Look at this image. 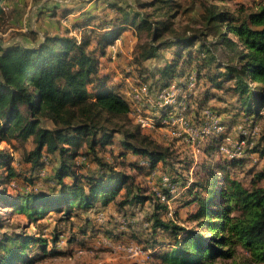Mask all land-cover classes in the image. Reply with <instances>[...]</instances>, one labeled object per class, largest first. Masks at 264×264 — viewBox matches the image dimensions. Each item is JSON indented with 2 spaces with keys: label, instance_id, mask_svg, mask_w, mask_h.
I'll return each mask as SVG.
<instances>
[{
  "label": "trees",
  "instance_id": "16d2710c",
  "mask_svg": "<svg viewBox=\"0 0 264 264\" xmlns=\"http://www.w3.org/2000/svg\"><path fill=\"white\" fill-rule=\"evenodd\" d=\"M5 1L0 0V21ZM216 2L200 3L198 26L183 30L174 25L181 9L177 0H135V4L114 0L108 3L112 16L87 12L72 18V26L82 28L80 38L34 32L28 41L0 43V142L31 137L32 147L24 159L34 173L45 164L51 166L50 174L42 179V184L49 185L47 189L12 193L9 186L0 187V205L24 215L28 223L16 222L7 229L0 220V264H33L48 254L73 252L69 247L56 249L65 232L58 226L53 227L50 238L26 230L30 223L43 226L40 220L50 212L68 226L71 219L81 217L76 232L66 237L67 246L81 247L89 235L110 233L94 218L82 216L98 204L112 202L117 211L126 214V204L152 201L157 212H166L167 205L157 196L134 191L132 176L115 168L114 162L124 165L122 158L128 154L145 158L150 169L160 162L166 171L168 166L175 173L182 170L177 173L186 187L181 205H194L186 217L193 222L190 226L161 218L156 211L144 217L150 222L149 234L133 237L153 250L155 259L163 264L226 260L230 262L222 264H264V185L259 183L264 179V127L257 138L241 137L245 140L241 156L218 151L229 122L242 116L240 122L253 129L264 118V0L256 9L240 6L236 12ZM126 31L138 37L131 60L140 78L138 84L145 83L151 91L171 84L185 89L183 113L193 124L200 121L205 106L218 116L223 130L207 137L202 147L209 159L175 158L169 145L157 143L150 131L132 124L122 84L111 80L105 61L111 45ZM143 32L146 40L140 41ZM218 48L223 58L216 53ZM158 58L160 62H153ZM192 75L195 82L188 89ZM225 94L234 99L229 102L230 121L220 118L219 108L210 102L226 101ZM42 119L50 120L52 126L41 125ZM115 134L120 137L118 142ZM111 144L117 145L116 153L109 150L113 160L96 155V148ZM4 154L0 150V166L7 171L0 184L2 179L6 184L14 173ZM79 156L95 162V168L79 163ZM257 161H263L260 170ZM127 165L144 169L136 160H128ZM244 170L250 178L240 176ZM168 179L178 185V177Z\"/></svg>",
  "mask_w": 264,
  "mask_h": 264
},
{
  "label": "rangeland",
  "instance_id": "374dc122",
  "mask_svg": "<svg viewBox=\"0 0 264 264\" xmlns=\"http://www.w3.org/2000/svg\"><path fill=\"white\" fill-rule=\"evenodd\" d=\"M114 0H6L2 7L4 10L3 17L0 21V43L2 44H11L15 41H28L31 39V36L35 32L38 35L43 33H63L68 35L76 36L80 38L82 34L81 27H73L72 26V18L74 16H78V14H84L90 12L91 14H98V16L108 17L112 16L113 10L108 6L109 2H113ZM116 1V0H115ZM132 4H135V0H131ZM181 4V9L179 14L174 18V25L180 30L190 27H197L198 24L196 22V17L200 11V3H211L216 2L214 0H177ZM263 0H226L224 3H217L219 7H224L229 9L230 11L236 12L237 8L240 6H244L246 9H256ZM55 8L56 10H53ZM149 9H147L148 11ZM70 11L66 15L64 12ZM68 30V32L66 31ZM140 41H145L146 36L145 33L140 34ZM232 37H234L232 35ZM137 35L135 33L127 32L123 39L116 40L115 44L111 46V52L109 58H105L107 66L111 67L113 70V80L123 83V87L121 88L126 96L129 99L131 106L130 118L132 119V124L136 123L132 110L134 106L137 105L141 112L144 114L151 115L155 108L157 107V100L159 98V92L162 88H158L155 91L147 90V93L143 95L141 101L137 103L134 99V94L136 90H139L140 85L138 81L140 80L138 74L133 70L132 67V57H133V48L137 41ZM216 53L223 56V52L220 48L216 50ZM156 62V61H155ZM133 70V71H132ZM150 82V78L148 79ZM262 116L264 115V110L261 111ZM203 116L201 115V119L199 122L195 123L198 128V135L194 136L193 142L191 140H186L183 138L186 133L174 134L176 131H180L177 126L173 128L175 130L172 132V129H147V131L151 132V137L161 145H169L171 150L173 151L174 157L177 156L178 159H188V160H198L200 162L209 159L206 153H203V149L205 146L206 136L204 131H202V122ZM241 123L238 126H247V124ZM41 125L51 127L52 123L48 119H42ZM237 127L235 130H237ZM264 127V118H261L258 124L254 127V133H252L249 126H247V136L257 138L259 131ZM238 134V133H237ZM236 135H232L233 139H236ZM115 142H118L119 135L115 134L114 136ZM119 146V145H118ZM32 140L29 137L27 140L25 139H15L13 137H9L7 141L3 140L0 142V150L5 152L6 162L9 163V166L14 170L13 177L8 178V182L5 184L2 179L1 186H9L8 190L12 193H15L16 190H33V189H47L48 184H42V179L51 172V166L45 164L41 171L38 173H34L33 168L31 167L30 162L24 159V155L31 149ZM109 150L111 152H115L117 150V145L111 144L104 148H96V155L101 157L103 160H113L109 154ZM253 159H256V155H252ZM129 158H133L130 154L129 156L122 158L124 161V165H121L119 162H114L115 168L117 170H122L126 174L132 176L133 180V188L134 191L137 189L145 192V194H156L153 192V187L158 190H162L163 179L162 172L160 169L161 163H159V169L156 170V173L153 175H147L145 170L142 169L138 171L136 169H132L127 165ZM176 158V157H175ZM119 158V160H122ZM77 161L79 163H87L86 165L95 168L96 163L90 160H83L82 157H77ZM85 162V163H84ZM1 164V163H0ZM263 161H257V170L262 169ZM178 163L174 164L175 168H180ZM249 164L246 165L247 168ZM179 170V169H178ZM168 173L170 177L177 178L178 174H181L182 170H179L177 173L169 166L167 167ZM6 169L4 166H0V178L6 176ZM240 173V176L245 175V179L250 178V174ZM183 176H186L183 172ZM168 178V176H166ZM180 177V176H179ZM181 180V177L178 178ZM10 182V183H9ZM28 182V183H26ZM260 184L264 185V179H262ZM179 184V183H178ZM124 189H122V192ZM176 193V192H175ZM154 197V199H156ZM113 204V203H112ZM143 207L138 205L129 204L126 207V214H123V211H115L114 215L109 214L101 210V212L105 215V221L100 224L102 228L108 230L110 233H101L93 234V237L89 239L88 245H84L83 247L79 245H74L73 252L71 254H48L43 256L42 258L36 260L33 264H163L160 260L155 259L153 256L149 257H129L126 252H124L119 247H105L103 244L104 241H100L102 238H109L111 240H118L115 233V229L118 228L120 219L126 218L128 221L125 226L130 225L132 222H137L138 224V234H140L139 230L148 228L149 225H144V217L148 215H152L154 211H156L155 206L152 201H146L143 204ZM114 206V205H112ZM170 206L172 208V217L168 216L167 212L164 210L156 211L157 214L166 220L170 218H174V220L181 224L190 226L193 224L192 221L187 220V214L189 211L187 210L192 208L191 205L183 206L177 204L174 206L170 199ZM182 209V210H179ZM10 207H4L0 205V217L1 222L5 225V228L12 227L11 224L19 222L23 224H28L26 218L22 214H16ZM92 214V209H90ZM174 210H176V214L174 215ZM51 214V215H49ZM58 214L54 212L48 213V215L41 219L40 222H43L44 225L40 228L35 223H30L26 228L28 232H40L44 234L47 238H50V232L52 231L54 226H58L60 229H64V234L59 236V239L66 238L69 232H76L78 224L81 223V217H74L72 220V224L68 226L67 224H63L56 220ZM83 216V215H82ZM135 217V221H129ZM137 220V221H136ZM131 223V224H132ZM146 226V227H145ZM125 235L124 238L127 240L131 239L130 229H124ZM148 234L150 231H147ZM146 232V234H147ZM146 236V235H145ZM90 237V235L88 236ZM61 238V239H62ZM164 238V236H161ZM64 240V239H63ZM98 240V241H97ZM125 240V239H124ZM125 240V241H127ZM135 241V240H134ZM139 243V242H138ZM123 244V243H121ZM140 244L144 246L143 243ZM50 245V244H49ZM57 248V247H56ZM66 248L65 244L61 245L59 250H63ZM49 249V248H48ZM34 254L39 252V250L33 249ZM228 263L230 261H219L215 264Z\"/></svg>",
  "mask_w": 264,
  "mask_h": 264
},
{
  "label": "built area",
  "instance_id": "2783aa9c",
  "mask_svg": "<svg viewBox=\"0 0 264 264\" xmlns=\"http://www.w3.org/2000/svg\"><path fill=\"white\" fill-rule=\"evenodd\" d=\"M195 77L192 75L189 77L187 88L191 89L194 85ZM148 87L145 83L140 85L139 90L135 91L134 99L139 103L147 93ZM185 89L178 87L176 84H171L167 87H163L159 92V98L157 100V113L155 115L142 114L138 110L135 112V121L142 128L154 129V128H169L172 129L175 126L180 129V131L174 132V134L186 133L183 136L186 140H191L193 142L194 136L198 135V128L193 124L190 119L183 113L186 108V103L182 100L181 96H185ZM202 131H204L205 136L209 137L213 133H217L223 130V126L219 125V118L215 112L210 108L205 106L202 109ZM254 133L253 130H250ZM254 131V132H253ZM236 139H233L232 135L227 133L224 137V141L219 145V152L229 156H241L244 152L245 140L242 136H246L247 131L242 125L237 127ZM164 191L153 188V192L158 197L159 201L167 205V214L172 217V208L170 206V198L175 194L177 185L175 182L169 181L168 178L163 179ZM95 219L98 223H103L105 221V215L102 212L95 211ZM126 218H121L120 222L122 225L127 223ZM130 221V220H129ZM115 247L121 248L124 252L128 254L129 257H149L152 256L153 250L150 248H144L141 244H116Z\"/></svg>",
  "mask_w": 264,
  "mask_h": 264
},
{
  "label": "crops",
  "instance_id": "0c3cea01",
  "mask_svg": "<svg viewBox=\"0 0 264 264\" xmlns=\"http://www.w3.org/2000/svg\"><path fill=\"white\" fill-rule=\"evenodd\" d=\"M53 10H56L55 8H53ZM104 18V17H103ZM127 32H129V31H126L123 35H122V39H123V36L127 33ZM120 41H121V39H120ZM116 43V42H115ZM114 43V44H115ZM111 46H113V45H111ZM110 48H112V47H110ZM155 61H157V62H160L161 61V58H158V59H155ZM154 60H153V62H155ZM151 62L152 61H150L149 62V65L151 64ZM107 70L111 73V80L112 81H115V80H113V70H112V68L109 66H107ZM119 82H121V81H119ZM121 84H122V87H123V83L121 82ZM121 91L123 92V94L126 96V94H125V92L121 89ZM126 98L128 99V97L126 96ZM224 99H227L226 101H223V100H216V99H213V100H211L210 102L215 106V107H218L219 108V110H220V118H223V119H228L229 121H230V115H231V111L229 110L230 109V105H232V103H230L229 104V102H231L232 100H234L233 98H230L229 97V95L228 94H225L224 95ZM128 101H129V99H128ZM129 104H130V102H129ZM130 108H131V106H130ZM157 107L155 108V110L153 111V113L151 114L152 116L153 115H155L156 113H157ZM139 111V112H141V110H140V108L137 106V105H135L134 106V109L132 110V112L135 114V112L136 111ZM142 113V112H141ZM133 114V117H134V119H135V115ZM142 114H144V113H142ZM148 115V114H147ZM264 116V115H263ZM241 119H242V116H238L237 117V120L235 121V122H229L228 124L229 125H227V133H229L230 135H236L238 132H237V130H235L236 129V127H237V125H240V121H241ZM224 128V127H223ZM155 130H158V129H164V128H154ZM130 154H128L127 156H129ZM132 156H133V158H129V159H131V160H136L137 162H138V164L139 165H141V166H143L144 167V170H145V172H146V174L147 175H153V174H155L156 173V170L157 169H159V168H157V167H159L158 165H159V163L154 167V168H151L150 169V167H149V163L147 162V160L145 159V158H143V157H139V156H137V155H135V154H131ZM192 168H193V166L190 168V170H189V174H191V172H192ZM160 169H161V172H162V179H165V178H167L166 176H168V178H169V174H168V171H166V167H164L162 164L160 165ZM178 178H180L179 176H178ZM180 181L181 180H178V183L180 184ZM163 182V181H162ZM177 183V184H178ZM177 185V189H176V193L175 194H173L172 195V197L170 198L171 199V201H172V203L174 204V206H177V204H179V205H181V200H182V198L184 197V195H185V186H182L181 184L180 185ZM154 188V187H153ZM157 188V187H156ZM164 189V184L162 185V190ZM112 205H114V204H112V202H110V203H108V204H106V205H96L95 206V209H93L92 210V214H90V212H91V210H89V211H86L85 213H83L82 215H83V217H84V215L85 216H89V217H92V218H94V221L95 222H97L96 221V219H95V211H98V212H101V210H103L104 212H106V213H109V214H113L114 215V213H115V211H117L116 210V208L114 207V206H112ZM127 205H129V204H126L125 205V208L127 207ZM135 205V204H134ZM138 205V204H137ZM139 206V208L140 207H143V205H138ZM192 206H194L193 204H191V207ZM179 210H182V209H179ZM187 210L188 211H191L192 210V208H190V209H188L187 208ZM175 211V210H174ZM94 212V213H93ZM146 218H148V215L147 216H145ZM135 219V217H132V219L130 220V221H135L134 220ZM81 221V220H80ZM137 221V220H136ZM82 223V222H81ZM144 225H149V223H148V220H144ZM146 227V226H145ZM105 229V228H104ZM124 229L126 230V229H130V236H131V239H129V240H127L126 238H124V235H125V232H123L124 231ZM139 228H138V224H137V222L135 223V222H133L132 224H130L129 225V227L128 226H125V225H122L121 224V222L119 223V226H118V228H116L115 229V233H116V236L118 237V238H120V239H118V240H111V239H109V238H102V239H100V241H104L105 243L103 244V246H105V247H114L116 244H119V243H123V244H138V242H137V240L133 237V235H138V232L136 231V230H138ZM140 232V234H143L144 235V233L146 232V231H148V229L147 228H145V229H142V230H139ZM161 236V235H160ZM93 237V235H90V237H87V239H86V243H85V245H88V243H89V239L90 238H92ZM62 238V237H61ZM59 239L58 238V241H57V244H56V249H58L59 250V248H61V245L62 244H65L66 245V248L67 247H69V248H73L74 247V245H77V244H71V245H68L67 246V243H66V238H62V239ZM64 239V240H63ZM127 240V241H125V240ZM135 240V241H134ZM98 241V240H97Z\"/></svg>",
  "mask_w": 264,
  "mask_h": 264
}]
</instances>
